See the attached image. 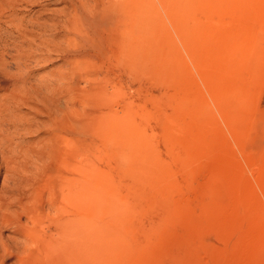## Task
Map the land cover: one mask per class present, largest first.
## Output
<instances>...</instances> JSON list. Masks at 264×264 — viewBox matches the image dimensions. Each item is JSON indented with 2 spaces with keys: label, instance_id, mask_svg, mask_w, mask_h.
I'll return each instance as SVG.
<instances>
[{
  "label": "rangeland",
  "instance_id": "374dc122",
  "mask_svg": "<svg viewBox=\"0 0 264 264\" xmlns=\"http://www.w3.org/2000/svg\"><path fill=\"white\" fill-rule=\"evenodd\" d=\"M186 2L153 0L135 59L77 81L122 128L73 129L67 150L43 110L68 66L39 57L65 33L38 27L68 4L0 0V264H264V0ZM48 151L71 154V204Z\"/></svg>",
  "mask_w": 264,
  "mask_h": 264
},
{
  "label": "bare ground",
  "instance_id": "6f19581e",
  "mask_svg": "<svg viewBox=\"0 0 264 264\" xmlns=\"http://www.w3.org/2000/svg\"><path fill=\"white\" fill-rule=\"evenodd\" d=\"M166 1L171 4L169 8L172 14L175 11L183 13V7L187 3L186 0ZM66 2L68 12L61 13L60 22L55 21L52 25L39 24L38 29L56 34L65 33L60 39L64 44V50L61 51L58 48L48 50L52 45H57L54 42L55 37H53L42 44L44 54L39 55V57L42 58V61H46L47 52L62 53L64 63L68 66L66 72L55 73L62 83L58 86V93L53 90L49 91L50 96L46 100L47 102L51 101L50 106L52 108L47 111L43 110V112L51 122V129H70L66 135V148L70 150L73 146V129L122 128L120 118L100 108V99L104 89L100 86L90 85L89 90L83 92L84 90L78 89L77 81L90 79L95 74L97 59L102 60L103 63L107 58H109L108 60L114 58L113 60L116 59L118 62L135 59L134 56L137 51L135 43L138 37L139 22L141 17H144L142 15H145L146 19L153 17V0H66ZM118 50L121 52L119 53ZM39 51L41 52V49ZM107 61L108 64L113 62ZM48 85L49 87L53 86L51 83ZM39 93L40 90L36 89L31 94L37 96ZM63 94L66 100L59 107L57 105L59 95ZM76 98L81 101V103L79 102L81 109L74 107ZM91 99L95 103H92ZM56 111L62 112L61 115L56 117L54 114ZM55 135L56 133H51L50 138ZM48 155L52 157L50 158L49 173L51 177L54 175L56 181H59V184L55 183V186L58 187L53 186L55 200L60 195L63 200L71 204L79 195L73 186L71 154L65 155L60 161L57 159L56 153L53 155L52 153L49 154L48 151ZM49 179L51 180L50 177ZM87 202V199L82 198L80 205L86 209L88 207Z\"/></svg>",
  "mask_w": 264,
  "mask_h": 264
}]
</instances>
